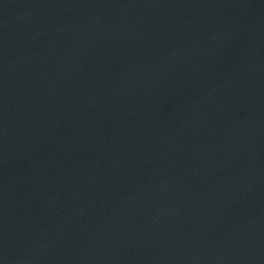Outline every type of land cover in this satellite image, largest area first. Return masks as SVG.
I'll use <instances>...</instances> for the list:
<instances>
[{"label":"water","instance_id":"95a60500","mask_svg":"<svg viewBox=\"0 0 264 264\" xmlns=\"http://www.w3.org/2000/svg\"><path fill=\"white\" fill-rule=\"evenodd\" d=\"M0 264H264V0H0Z\"/></svg>","mask_w":264,"mask_h":264}]
</instances>
